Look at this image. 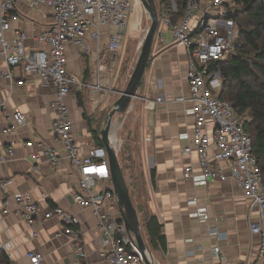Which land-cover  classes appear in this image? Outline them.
Returning a JSON list of instances; mask_svg holds the SVG:
<instances>
[{"label":"built area","instance_id":"2783aa9c","mask_svg":"<svg viewBox=\"0 0 264 264\" xmlns=\"http://www.w3.org/2000/svg\"><path fill=\"white\" fill-rule=\"evenodd\" d=\"M171 1L176 9L174 0ZM19 3L31 8L47 7L52 12L48 28L35 37L37 49L28 50L27 35L11 29V25L21 19L16 8ZM132 10L131 0H0V57L5 62V71L0 73V77L10 83L14 78L13 71L20 68L25 77L38 78L43 88L53 90L49 104L54 116L51 123L53 144L28 140L23 142V147L32 150L29 153L31 162L45 158L52 170L68 162L76 172L78 190L72 200L81 209H91L98 220L104 235V249L99 253V258L108 264L145 262L134 237L127 233L120 220V213L114 216L107 212L112 205L117 206V201L110 183L106 151L103 146H92L85 154L81 153L66 99L71 94L78 96L87 92L92 105L98 107L103 102L102 94L105 91L103 72L112 71L114 62L107 66L97 54L96 70L88 83L70 73L66 52L67 47L72 46L88 54V37L98 44L102 30L107 29L106 50L115 57L122 50ZM235 13L233 0H187L183 16L175 24H170L167 18L159 23L169 28L173 42L182 46L188 55L185 78L189 97H179L175 101L190 103L186 114L193 118V126L190 144L183 149V155H197L199 172L194 173L192 166L188 165L182 172V179L194 186L232 180L251 208H257V220L248 225V231L250 236L259 239L258 257L233 263L220 257L218 245L212 247V255L221 259L219 264H264V179L253 155L251 137L245 130V118L238 116L228 102L219 98V76L209 72L211 63L234 56L241 48L240 32L230 17ZM8 33H11L9 39L6 38ZM113 79L116 82L115 75ZM15 85L22 87L24 82L20 80ZM161 100L162 97H157L155 102H146V107L153 109ZM8 119L10 122L3 134L16 137L18 128L26 124V117L16 112L8 115ZM54 144H58L61 150L56 149ZM13 145L10 143L0 147L2 162L13 158ZM102 183L109 187L98 189ZM10 185L11 180H0V218L10 213V200H13L16 206L12 213L30 227L41 220L57 219L62 231L56 237L70 238L75 263L90 264L76 216L59 207L44 211L29 193L17 192L9 197L4 196ZM192 217L206 222L208 212L201 208ZM209 233L218 243L227 238L225 233L213 228ZM37 236L36 232L32 234V238ZM11 247V242L0 240V250L9 261ZM20 259L21 262L10 263L42 264L43 255L28 251Z\"/></svg>","mask_w":264,"mask_h":264},{"label":"crops","instance_id":"0c3cea01","mask_svg":"<svg viewBox=\"0 0 264 264\" xmlns=\"http://www.w3.org/2000/svg\"><path fill=\"white\" fill-rule=\"evenodd\" d=\"M16 8L21 19L13 23L11 29L27 35L28 50L37 49L35 37L50 25L51 10L43 6L31 8L24 3L17 4ZM108 32L107 29L102 30L98 44L88 37V54L75 47H67L68 69L72 75L91 82L97 54L107 66L114 62L115 69L116 56L106 50ZM10 37L11 33L6 34V38ZM187 68L186 50L175 44L169 28L159 23L143 84L132 107L142 131L139 146L148 211L158 218L166 239V253L157 264H219L221 259L212 255L215 245L220 247V257L233 263H243L249 258L255 260L259 255V239L250 236L248 225L257 220V208H251L237 184L228 180L194 186L182 179V172L188 165L192 166L194 173L199 172L197 155H183V149L190 144L193 126V118L186 114L190 103L175 101L179 97H189L185 78ZM4 71L5 62L0 57V73ZM13 75L10 83L0 77V147L14 144L13 158L6 162L0 160V180L12 181L4 196L9 197L17 192L29 193L44 211L59 207L76 216L89 263L108 264L99 258V253L104 249V235L98 220L91 209H81L72 200L78 190L76 172L68 162L56 170L50 168L45 158L31 162L29 153L32 150L23 147V142L28 140L53 144L51 123L54 116L49 108L53 90L43 88L38 78L25 77L20 68L15 69ZM103 75L105 91L102 94L103 102L98 107H94L87 92L84 93L87 107L92 112L109 103L114 98L112 94L117 95L114 102L119 98V94L113 91L115 72L106 70ZM20 80L24 86L17 87L15 83ZM77 97L71 94L66 104L74 124L77 144L81 153L85 154L95 143L82 117ZM157 97H162L160 103H156L153 109L146 107V102H155ZM16 112L23 114L27 121L18 128L17 136L11 138L5 136L3 130L10 122L8 115ZM54 146L61 150L58 144ZM149 171L153 172L151 180ZM108 187V184L102 183L98 189ZM15 206L14 201L10 200V213L0 218V240L12 245L10 261L21 262L20 258L26 252L35 251L43 255L42 264H76L70 238L56 237L62 231L57 219L41 220L30 227L12 213ZM201 208L208 212L206 222L192 217ZM107 212L119 215L116 205L108 208ZM212 228L225 233L226 240L218 243L209 233ZM35 232L38 236L32 238Z\"/></svg>","mask_w":264,"mask_h":264},{"label":"trees","instance_id":"16d2710c","mask_svg":"<svg viewBox=\"0 0 264 264\" xmlns=\"http://www.w3.org/2000/svg\"><path fill=\"white\" fill-rule=\"evenodd\" d=\"M186 3L187 0H174L176 7L174 9L171 0H158L159 20L167 18L170 24H175L182 18ZM233 7L236 9V13L230 17L240 32L241 48L234 56L211 63L209 72L219 76V98L228 102L238 116L248 119H245V130L251 137L253 155L264 179V0H233ZM142 84L143 80L140 88ZM81 96L78 95L77 103L82 109V117L87 122L95 146L101 147V130L97 128V121L93 123L86 116ZM94 124L96 128H94ZM134 150L132 149V151ZM138 157L139 165L135 162L134 156L130 158L129 169L135 171L137 167L140 170L137 176L144 180L140 153ZM121 169L123 172L122 167ZM148 174L151 180L153 172L149 171ZM133 206L136 209L139 222L140 216L142 217L140 228L141 233L142 230L144 233L142 237L145 244L149 246V250L157 260H161L166 253V239L161 232L158 218L149 213L147 200L144 204L137 203ZM0 264H11L6 254L1 250Z\"/></svg>","mask_w":264,"mask_h":264},{"label":"rangeland","instance_id":"374dc122","mask_svg":"<svg viewBox=\"0 0 264 264\" xmlns=\"http://www.w3.org/2000/svg\"><path fill=\"white\" fill-rule=\"evenodd\" d=\"M154 2L157 9L158 0H154ZM131 3L133 10L132 15L129 19V27L125 33L122 50L116 55L117 65L115 69H113L117 79L113 87V91L116 94H119L124 90L132 74L137 58L139 56L140 43L142 42L150 25V20L142 7L141 0H131ZM112 95H114V98L109 103H107L105 106L102 105L101 109L98 108L94 112L90 111L87 107L86 95L84 94L81 96L82 103L85 104L84 108L86 116L93 123H95L94 121H97V128H99V130H102L104 128L108 114L111 111L113 104L115 103V96L117 95ZM94 128H96L95 124ZM110 134L111 143L113 147L117 149L118 161L120 162V166L123 168L124 178L126 184L129 187L130 198L134 205L137 203L144 204V202L146 201L145 181L137 176L140 173V170L137 167L135 171L129 169L130 158L134 156L135 162L137 163V165H139V153L141 157V148L139 145L141 144L142 131L140 121L136 119L133 109L126 115H115L113 117ZM132 149L135 150L132 151ZM140 222L142 224L141 216ZM142 234H144L143 230ZM147 247L149 249L148 245ZM149 252L154 258V261L158 263L156 256L150 250Z\"/></svg>","mask_w":264,"mask_h":264},{"label":"water","instance_id":"95a60500","mask_svg":"<svg viewBox=\"0 0 264 264\" xmlns=\"http://www.w3.org/2000/svg\"><path fill=\"white\" fill-rule=\"evenodd\" d=\"M141 3L145 13L149 16L150 25L140 43L139 56L132 74L124 90L119 93V98L109 112L104 128L100 131V141L107 154L110 183L116 197L120 220L124 224L127 233L134 237L145 264H157L147 256L151 254L142 237L138 215L132 204L129 189L118 161L117 150L113 147L110 140V129L113 117L115 115L128 114L132 110L133 102L138 99L137 93L150 62L154 37L159 27L160 20L154 0H141Z\"/></svg>","mask_w":264,"mask_h":264},{"label":"bare ground","instance_id":"6f19581e","mask_svg":"<svg viewBox=\"0 0 264 264\" xmlns=\"http://www.w3.org/2000/svg\"><path fill=\"white\" fill-rule=\"evenodd\" d=\"M147 14V13H146ZM147 16H148V14H147ZM148 18H149V16H148ZM119 121V120H118ZM148 256V258L149 259H151L153 262H154V258L151 256V255H147Z\"/></svg>","mask_w":264,"mask_h":264}]
</instances>
